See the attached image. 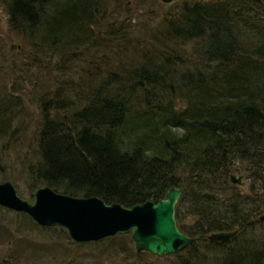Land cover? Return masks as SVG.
Here are the masks:
<instances>
[{
  "label": "trees",
  "instance_id": "obj_1",
  "mask_svg": "<svg viewBox=\"0 0 264 264\" xmlns=\"http://www.w3.org/2000/svg\"><path fill=\"white\" fill-rule=\"evenodd\" d=\"M104 8L105 0H12L8 11L32 46L46 52L92 43ZM117 35L124 40V33ZM166 39L174 46L197 43L190 64L165 53L134 67L130 77L84 79L77 107L68 90L37 92L43 120L34 172L40 187L126 207L183 189L176 221L196 240L173 256L190 253L191 262L210 264L197 251L207 236L245 234L264 209L255 187L245 196L230 182L250 166L264 185V0L185 5L162 43ZM106 60L104 53L89 64ZM177 99L185 106L177 109ZM2 101L0 138L13 139L18 118L7 115ZM217 264H264V239L228 248Z\"/></svg>",
  "mask_w": 264,
  "mask_h": 264
},
{
  "label": "rangeland",
  "instance_id": "obj_2",
  "mask_svg": "<svg viewBox=\"0 0 264 264\" xmlns=\"http://www.w3.org/2000/svg\"><path fill=\"white\" fill-rule=\"evenodd\" d=\"M11 1L0 0V98L4 99L2 103L8 104L6 106L10 111L7 115L18 118L20 129L16 130L13 139L0 138V183L11 181L24 199L33 202L34 194L41 185L34 172L37 139L43 120L38 100L40 93L37 92L68 90L67 93L73 95L71 102L77 107L82 103L79 90L82 91L84 79L85 82L93 77L104 79L110 73L130 77L134 67L147 61L154 63L158 55L165 53L171 55L172 62L173 59L184 58L190 64V55L197 43L174 46L167 39L162 43L161 37L185 5L217 0H174L169 4L160 0H105V8L93 28L92 43L80 50L46 52L32 46L33 40L11 23L8 11ZM121 33L125 34L124 40L117 35ZM104 53H107L105 62L89 64ZM75 88L78 90L74 94L70 92ZM60 102L68 106V102ZM175 102L177 109L185 106V101L181 99ZM252 173L253 169L245 166L243 171L233 174L242 182L235 185L239 187L237 191L250 196L255 187L257 196L264 202V185L260 175ZM262 216L264 209L256 216L252 230L238 234L235 241L227 243L228 248L243 249L246 244L264 239ZM67 236L61 227L40 226L26 213L0 206V264H182L184 259L189 260L188 264L197 263L191 262L190 253L182 258L140 253L131 233L80 246L73 244ZM205 242L197 250L201 255L208 256L205 263L217 264L224 259L227 246L219 245L218 248L207 240Z\"/></svg>",
  "mask_w": 264,
  "mask_h": 264
},
{
  "label": "water",
  "instance_id": "obj_3",
  "mask_svg": "<svg viewBox=\"0 0 264 264\" xmlns=\"http://www.w3.org/2000/svg\"><path fill=\"white\" fill-rule=\"evenodd\" d=\"M160 1L169 4L174 0ZM230 182L242 184L236 175L230 177ZM183 193V189L171 187L157 203L148 200L126 207L107 203L100 197H74L43 186L36 190L31 202L20 195L11 181H6L0 183V206L26 213L40 226L61 227L78 243L131 233L138 252L147 251L162 257L179 255L195 244L196 239L182 233L176 221V208ZM260 219L264 221V216ZM237 234V231L216 232L206 240L223 246Z\"/></svg>",
  "mask_w": 264,
  "mask_h": 264
}]
</instances>
